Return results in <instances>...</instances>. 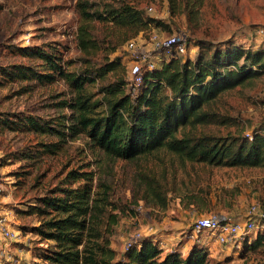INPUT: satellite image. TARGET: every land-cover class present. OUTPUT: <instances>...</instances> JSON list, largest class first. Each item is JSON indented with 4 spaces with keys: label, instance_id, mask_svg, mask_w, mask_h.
<instances>
[{
    "label": "rangeland",
    "instance_id": "374dc122",
    "mask_svg": "<svg viewBox=\"0 0 264 264\" xmlns=\"http://www.w3.org/2000/svg\"><path fill=\"white\" fill-rule=\"evenodd\" d=\"M79 1L87 2L90 11L96 14L127 2L143 11L147 18L168 27L162 30L152 26L127 40L130 32L94 20L89 27L97 48L85 56L77 43L82 23L77 9ZM184 1L173 3L179 9L172 15L169 0H0V68L21 61L15 54L18 48L37 45H52L62 52L65 62L70 64L68 71L75 74L91 72L107 61L119 60L126 67L125 73L121 69L99 85L90 86L89 90L97 94L116 77L125 75L127 81L129 67L131 71L134 65L130 63L135 62L128 42L138 39L140 44L148 43L152 32L185 34L187 53L179 58L183 61H197L207 47L225 49L236 45L264 50V36L260 34L264 31V0H190L195 4L190 18L184 11ZM158 58L157 67L161 68L175 57L160 54ZM73 96L62 81L48 86L12 83L0 89V120L28 112L44 121H65L70 111L62 102ZM207 110L211 114L209 123L188 127L189 135L237 140L246 131L264 133V74L251 84L223 94ZM58 142L57 137L10 132L0 126V179L4 185L0 213L16 234L14 240H7L0 232V264H47L38 258L47 243L42 244L32 232L39 219L28 210L48 190L64 186L68 172L75 169L92 171L96 180L112 186L120 218L111 242L118 254L125 252L131 235L140 233L152 242L166 240V243L160 241L163 248L179 249L182 254L186 243L192 244L191 249L199 244L206 251L209 264H264V235L259 248L246 250L245 247L238 252L218 244L208 233L201 235L200 243L189 241L187 236L201 216L214 212L243 219L253 204L264 206L263 167L184 162L165 151L124 161L105 156L85 136ZM44 143H56L62 148L55 155L43 154ZM146 183H152L162 198H166V208L148 198L152 196Z\"/></svg>",
    "mask_w": 264,
    "mask_h": 264
},
{
    "label": "trees",
    "instance_id": "16d2710c",
    "mask_svg": "<svg viewBox=\"0 0 264 264\" xmlns=\"http://www.w3.org/2000/svg\"><path fill=\"white\" fill-rule=\"evenodd\" d=\"M171 2L176 14V0ZM186 15L195 4L184 1ZM87 2H77L82 23L77 32L78 48L86 56L97 48L89 23L98 20L112 23L136 38L150 27L164 30L168 26L147 18L133 4L121 2L102 13L90 11ZM179 9V8H177ZM49 46V47H48ZM21 61L0 68V89L12 83L48 86L64 82L74 95L62 102L70 115L63 120L44 121L32 113L19 112L0 120V126L10 132L53 136L59 142L85 136L91 146L105 156L135 161L165 151L184 162L204 163L218 167H263L264 133L260 130L230 140H215L210 136L189 135L191 129L209 123L207 108L223 94L239 86L251 84L264 74V50L228 46L225 49L207 47L195 62L173 58L161 68L143 72L142 84L132 90L125 75L112 84L92 93L90 86L99 85L108 75H117L125 66L119 60L107 61L92 70L75 74L68 71L63 53L52 45L18 48ZM26 60L28 62H24ZM98 97V98H97ZM105 107L99 110L101 107ZM43 154L55 155L62 146L41 144ZM66 184L48 190L30 206L28 213L38 217L32 232L47 243L38 258L47 264H209L206 251L194 244L186 256L178 249L168 250L160 241L143 238L141 245L122 255L112 248L111 237L119 222V206L113 198V188L95 173L71 170ZM148 198L162 208L166 198L152 184L146 183ZM147 197V196H146ZM259 237L246 250L263 244Z\"/></svg>",
    "mask_w": 264,
    "mask_h": 264
},
{
    "label": "built area",
    "instance_id": "2783aa9c",
    "mask_svg": "<svg viewBox=\"0 0 264 264\" xmlns=\"http://www.w3.org/2000/svg\"><path fill=\"white\" fill-rule=\"evenodd\" d=\"M150 11H152V8H150ZM260 34L264 36V31L261 30ZM127 45L135 60V62L130 63V65L133 63L134 65L131 71L129 67L128 74L129 86L132 90L141 86L144 71L152 70L158 66L160 54L181 58L187 53V38L183 33L161 35L152 32L148 43L143 42L140 44L138 39H134L128 42ZM247 136L253 139L250 132L247 133ZM3 192L4 185L0 179V198ZM0 232L7 240L16 238V234L11 230L8 220L1 213ZM204 233H208L215 242L228 247L230 250L242 251L243 248L250 246L264 235V206L253 204L243 219H234L228 215L214 212L201 216L188 232V240L200 243L201 235ZM142 240L140 233L131 235L125 245V251L133 247H139Z\"/></svg>",
    "mask_w": 264,
    "mask_h": 264
},
{
    "label": "crops",
    "instance_id": "0c3cea01",
    "mask_svg": "<svg viewBox=\"0 0 264 264\" xmlns=\"http://www.w3.org/2000/svg\"><path fill=\"white\" fill-rule=\"evenodd\" d=\"M160 238L162 239L161 236H160ZM179 239H181V238H179ZM159 241H162V240H159ZM162 242H163V243H166V240H163ZM189 244H190V242L186 243V246L183 247V250H185V251H183V254H184V255L188 254V252L191 250V246H192V244H191V246H189ZM168 250H171V249H168ZM178 250H179V249H178ZM179 251H180V250H179ZM180 252H181V251H180Z\"/></svg>",
    "mask_w": 264,
    "mask_h": 264
}]
</instances>
